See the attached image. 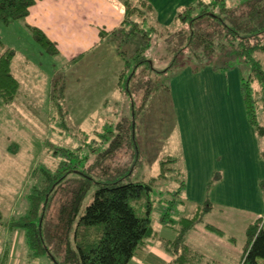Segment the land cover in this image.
<instances>
[{"label":"trees","instance_id":"1","mask_svg":"<svg viewBox=\"0 0 264 264\" xmlns=\"http://www.w3.org/2000/svg\"><path fill=\"white\" fill-rule=\"evenodd\" d=\"M37 1L0 0V24L21 22L46 53L57 54L55 41L26 22ZM120 1L124 5L122 21L100 36L120 37L114 51L121 62L117 84L128 98L127 114L113 122L98 121L103 122L102 128L94 129L92 141L84 147H50L48 142L58 160L56 165L30 170L37 181L31 183L26 195L29 207L24 215L10 217L5 224L9 235L16 230L23 232L28 258L47 255L53 264H128L148 240L158 236L151 219L156 202L152 194L168 182L160 196L165 202L159 222L174 234L163 240L164 249L173 255L169 264H198L200 256L188 247L185 234L203 222L212 204L209 200L196 204L189 216L173 221L170 212L181 201L184 175L174 167L176 158L167 156L159 160L155 176L131 181L142 157L136 135L148 121L144 116L151 108L153 94L154 108L160 90L170 95L167 78L178 67L189 68L192 73L207 67L215 72L237 68L247 121L259 137L264 135V125L259 121L264 116V68L255 58L256 53H264V0H196L177 11L169 24L158 22L147 0ZM15 54L0 40V106L18 99L20 83L12 67ZM84 56L81 53L69 63ZM232 57L245 66H234ZM59 83L50 97L51 119L65 127L66 86L63 80ZM12 145L18 149L17 143ZM219 179L217 173L207 188ZM173 182L177 186L170 188ZM259 185L264 195V180ZM168 195L173 198L166 199ZM204 226L224 235L209 224ZM245 235L240 263L264 264V215L246 227ZM5 248L6 259L9 245Z\"/></svg>","mask_w":264,"mask_h":264},{"label":"rangeland","instance_id":"2","mask_svg":"<svg viewBox=\"0 0 264 264\" xmlns=\"http://www.w3.org/2000/svg\"><path fill=\"white\" fill-rule=\"evenodd\" d=\"M41 1L40 6L47 5L46 14L59 18L55 21L60 28L55 34L59 40V43L55 41L57 54L46 53L21 22L0 24V40L5 46L14 49L16 53L12 67L20 83L17 101L0 106V209L2 211L0 264H53L47 255L28 258L29 250L23 232L16 230L9 235L5 223L10 217L26 213L29 207L26 195L31 183L34 184L37 181L31 174L32 169L39 166H50V164H53L52 168H54L56 165L58 160L53 156V150L50 147L88 145L92 141L94 129L102 128L103 122L100 124L97 123L98 121L102 119L113 122L127 114L126 109L129 105L123 89L119 90L117 84L121 62L114 49L118 48L120 37L100 36V32L108 33L114 29L101 26L107 21L103 13H107L109 9L113 15L119 3L122 4V2L120 0H100L95 3H92L93 0ZM228 1L234 3L237 0ZM97 18L100 23L95 24L94 20L96 22ZM26 22L29 24L27 19ZM90 22L97 25L94 32L102 38L101 42L91 44L92 35L85 33V30L90 32L88 29ZM75 46H78V53L73 57L81 53H85V56L76 63H69L73 58L70 56L75 54V51L65 47L75 48ZM91 47H94L92 52H90ZM255 58L264 68V53H256ZM231 61L234 66H245L234 57ZM182 70L183 68L180 67L175 68V72L172 71L171 74L174 76ZM173 76L167 78L169 84ZM61 80L66 86L63 103L67 113L64 116L65 127L51 119L50 97L58 90ZM165 94L163 95L161 90L158 92L156 108H154L153 94L150 101L151 108H148L144 116L148 121H145L143 130L137 132L136 140L142 157L140 165L135 167L130 176L131 181H143L152 175L155 176L159 171V160L167 156L176 158L174 167L179 171L187 167L188 157L185 150L188 154L191 152L188 150L191 146L187 145L186 138L182 141L179 118L182 113L177 111L179 106H176L178 103L174 101V98H169V95ZM103 97L107 100L106 103H102ZM103 104H105L104 108ZM173 118L174 120H171ZM259 121L264 125V116H261ZM199 123L200 121H196L195 128H199ZM192 136L195 137L192 139V146L197 149L200 145L199 131L194 129ZM48 142L52 143L50 147L47 145ZM13 143L18 144L17 150L12 145ZM263 143L264 137L262 139L264 148ZM182 173L181 176L184 175L183 171ZM212 177L215 179L217 173H213ZM165 186L168 187V182L166 185L162 183L157 193L152 194L156 201L152 206V224L155 215H160L159 211L164 207V198L160 196L163 190H166ZM176 186L174 182L169 185L170 188ZM165 198L170 199L173 196L168 195ZM179 198L185 201L186 205L183 207L185 209L188 205L184 199L185 195L180 193ZM7 244L9 254L5 259L3 253L7 250L5 248ZM241 257L242 254H240L238 263H224L218 260L209 264H241Z\"/></svg>","mask_w":264,"mask_h":264},{"label":"crops","instance_id":"3","mask_svg":"<svg viewBox=\"0 0 264 264\" xmlns=\"http://www.w3.org/2000/svg\"><path fill=\"white\" fill-rule=\"evenodd\" d=\"M99 1L93 0L92 3ZM147 1L152 5L158 22L169 24L177 11L196 0ZM41 2L38 0L31 7L26 19L30 25L41 28L51 40L59 43L55 36L60 30L59 24L55 22L59 18L46 14L47 5L40 6ZM119 5L113 15L111 10L104 9L107 11L103 13L107 21L101 26L115 28L119 25L124 14L123 5ZM98 21L97 18L94 23H100ZM94 23H88L90 32L85 30V33L92 35L91 44L102 41L94 32L97 27ZM65 48L75 51L71 58L78 53V46ZM169 96L178 103L177 111L182 113L179 116L182 141L186 138L187 145L191 146L188 149L191 152L187 154L185 150L187 167L182 169L185 186L181 194L185 195L188 205L183 209L186 203L182 198L173 207L170 216L173 221H177L189 216L196 204L209 200L212 209L204 214L202 223L186 232V244L200 256L198 264L218 260L238 263L246 241V227L264 215V195L259 185L264 180V135L259 137L247 121L239 70L215 72L207 67L192 73L189 68L183 69L171 78ZM196 121H200L199 128L194 126ZM194 129L199 131L200 145L197 149L192 146ZM213 173H219L220 179L208 189ZM162 212L163 208L159 211L160 215ZM160 215H155L153 223L158 236L148 240L128 264H169L172 261L173 255L166 252L163 240L171 239L174 234L159 222ZM204 224L219 229L224 235L212 232Z\"/></svg>","mask_w":264,"mask_h":264}]
</instances>
